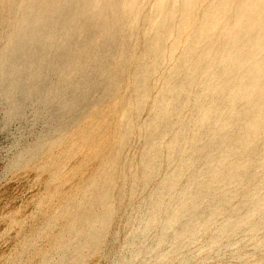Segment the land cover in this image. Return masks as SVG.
<instances>
[{
	"label": "rangeland",
	"instance_id": "obj_1",
	"mask_svg": "<svg viewBox=\"0 0 264 264\" xmlns=\"http://www.w3.org/2000/svg\"><path fill=\"white\" fill-rule=\"evenodd\" d=\"M32 1L0 0V264H264V0Z\"/></svg>",
	"mask_w": 264,
	"mask_h": 264
},
{
	"label": "bare ground",
	"instance_id": "obj_2",
	"mask_svg": "<svg viewBox=\"0 0 264 264\" xmlns=\"http://www.w3.org/2000/svg\"><path fill=\"white\" fill-rule=\"evenodd\" d=\"M31 1H32V0H31ZM43 1H44V0H43ZM43 1H42V2H43ZM45 1H46V0H45ZM49 1H50V0H49ZM57 1H58V0H57ZM57 1H54V6L57 5V3H56ZM62 1H63V0H62ZM32 2H33V1H32ZM59 2H60V1H59ZM30 3H31V2H30ZM55 3H56V4H55ZM64 3H65V2H64ZM69 3H71V2H69ZM69 3H68V4H69ZM32 4H33V3H32ZM62 4H63V3H62ZM37 5H38V4H37ZM37 5H36V6H37ZM46 5H47V4H46ZM48 5H49V4H48ZM58 5H59V4H58ZM30 6H31V5H30ZM44 6H45V4H44ZM51 6H53V4H51L49 7H51ZM86 6H87V5H86ZM86 6H85V7H86ZM42 7H43V6H41V8H42ZM56 7H57V6H56ZM56 7H55V8H56ZM59 7H60V6H59ZM81 7H82V6H81ZM31 8H32V7H31ZM53 8H54V7H53ZM86 8H87V7H86ZM42 9H43V8H42ZM50 9H51V8H50ZM59 9H61V8H59ZM64 9H65V8H64ZM70 9H71V8H70ZM84 9H85V8H84ZM32 10H33V9H31V11H32ZM38 10H39V8H38ZM51 10H52V9H51ZM55 10H56V9H55ZM76 10H77V9H76ZM88 10H89V9H88ZM34 11H35V10H34ZM36 11H37V10H36ZM69 11H70V10H69ZM45 12H46V11H45ZM48 12H49V11H48ZM51 12H52V11H51ZM51 12H50V14H51ZM67 12H68V11H67ZM36 13H37V12H36ZM42 13H43V12H42ZM65 13H66V12H65ZM68 13H69V12H68ZM24 14H25V13H24ZM61 14H62V13H61ZM73 14H74V13H73ZM90 14H91V12H90ZM28 15H30V13H28ZM30 16H32V15H30ZM34 17H35V16H34ZM61 17H62V16H61ZM64 17H65V16H64ZM67 17H68V16H67ZM69 17H70V16H69ZM26 18H27V17H26ZM39 18H40V17H39ZM62 18H63V17H62ZM28 19H30V18H28ZM34 19H36V18H34ZM43 19H44V18H43ZM69 19H70V18H69ZM73 19H74V17H73ZM248 19H249V18H248ZM38 20H39V19H38ZM40 20H41V19H40ZM44 20H45V19H44ZM89 20H90V19H89ZM74 21H75V20H74ZM248 21H249V20H248ZM27 22H28V21H27ZM32 22H33V21H32ZM66 22H67V21H66ZM66 22H65V23H66ZM68 23H69V22H68ZM33 24H34V23H33ZM37 24H40V23H37ZM37 24H36L35 26H37ZM42 24H43V22H42ZM71 24H72V23H71ZM71 24H70V25H71ZM24 25L26 26V24H24ZM24 25H23V26H24ZM45 25H46V24H45ZM43 26H44V24H43ZM62 26H63V25H62ZM43 28H44V27H43ZM43 28H42V29H43ZM27 30H28V28H27ZM31 32H32V31H31ZM31 32H30V33H31ZM35 34H37V32H36ZM20 36H21V35L19 34V37H20ZM23 36H24V35H23ZM17 39H19V38H17ZM20 40H22V39H20ZM27 41H28V40H27ZM20 42H21V41H20ZM25 42H26V41H25ZM34 49H35V48H34ZM36 50H39V49L36 48ZM246 51H247V50H246ZM240 52H242V51H240ZM247 52H248V51H247ZM250 52H251V51H250ZM27 55H28V54H27ZM34 57H35V56H34ZM29 58H33V57H29ZM253 58H255V57H253ZM246 59H247V58H246ZM255 61H257V60H255ZM238 62H239V61H237V63H238ZM237 63H236V64H237ZM255 63H256V62H255ZM237 65H238V64H237ZM221 93H222V92H221ZM250 110H251V107H250ZM250 110H249V111H250ZM252 112H254V111L252 110ZM248 113H249V112H248ZM254 114H255V113H254ZM254 114H253V115H254ZM251 115H252V114H251ZM253 115H252V116H253ZM256 115H257V114H256ZM256 115H254L253 118H254ZM258 116H259V115H258ZM258 116H256V117H258ZM259 117H261V116H259ZM259 117H258V118H259ZM258 118H257V119H258ZM254 120H255V119H254ZM254 120H253V121H254ZM259 120H260V119H259ZM254 122H255V121H254ZM254 122H253V123H254ZM257 122H258V121H257ZM244 123H245V122H244ZM253 123H252V124H253ZM255 123H256V122H255ZM255 123H254V124H255ZM259 125L261 126L260 121H259ZM259 125H258V126H259ZM255 126H256V125H255ZM248 127H249V126H248Z\"/></svg>",
	"mask_w": 264,
	"mask_h": 264
}]
</instances>
